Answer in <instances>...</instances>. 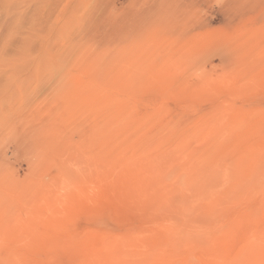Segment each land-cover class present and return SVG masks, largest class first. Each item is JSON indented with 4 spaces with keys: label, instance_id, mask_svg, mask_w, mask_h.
<instances>
[{
    "label": "rangeland",
    "instance_id": "obj_1",
    "mask_svg": "<svg viewBox=\"0 0 264 264\" xmlns=\"http://www.w3.org/2000/svg\"><path fill=\"white\" fill-rule=\"evenodd\" d=\"M0 15V264H264V0Z\"/></svg>",
    "mask_w": 264,
    "mask_h": 264
},
{
    "label": "bare ground",
    "instance_id": "obj_2",
    "mask_svg": "<svg viewBox=\"0 0 264 264\" xmlns=\"http://www.w3.org/2000/svg\"><path fill=\"white\" fill-rule=\"evenodd\" d=\"M1 16V15H0ZM161 172V171H160ZM180 176V175H179ZM161 177V176H160ZM162 178H163V176H162ZM183 178V177H182ZM175 179V178H174ZM180 179V178H179ZM182 180V179H181ZM180 180V181H181ZM175 181V180H174ZM178 181V180H177ZM182 182H183V180H182ZM182 182H179L180 184L182 183ZM175 214V213H174ZM175 215H177V212H176V214ZM174 216V215H173ZM177 217V216H176Z\"/></svg>",
    "mask_w": 264,
    "mask_h": 264
}]
</instances>
